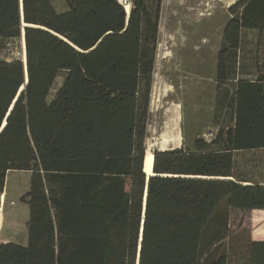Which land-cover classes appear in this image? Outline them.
<instances>
[{"label": "trees", "instance_id": "16d2710c", "mask_svg": "<svg viewBox=\"0 0 264 264\" xmlns=\"http://www.w3.org/2000/svg\"><path fill=\"white\" fill-rule=\"evenodd\" d=\"M63 1L0 0V49L24 32L26 60L0 55V195L7 172L30 174L27 242H0V264H264V242L231 222L264 215V74L235 78L264 0L228 7L216 80L235 82L218 106L231 120L194 151L154 150L148 177L162 0H128V15L118 0Z\"/></svg>", "mask_w": 264, "mask_h": 264}, {"label": "rangeland", "instance_id": "374dc122", "mask_svg": "<svg viewBox=\"0 0 264 264\" xmlns=\"http://www.w3.org/2000/svg\"><path fill=\"white\" fill-rule=\"evenodd\" d=\"M234 2L162 0L147 122L146 146L152 144V150L183 147L194 151L195 139L231 120L230 110L225 105L218 106L225 91L233 92L235 82L218 83L216 66L223 27L230 18L228 7ZM52 4L57 12L65 10L63 0H52ZM252 39L249 46L240 49L237 79L255 80L257 64L264 74V40L257 46ZM22 43L23 40L5 42L0 49L1 57L7 61H23ZM256 49L259 61L255 59ZM62 79V75L57 77L50 99ZM29 181L28 172L6 173L3 195H0V242H26L28 207L20 198L28 191ZM1 196H4L2 202ZM231 222H241L249 238L264 239V215L254 211L235 212Z\"/></svg>", "mask_w": 264, "mask_h": 264}, {"label": "crops", "instance_id": "0c3cea01", "mask_svg": "<svg viewBox=\"0 0 264 264\" xmlns=\"http://www.w3.org/2000/svg\"><path fill=\"white\" fill-rule=\"evenodd\" d=\"M237 0H235L236 2ZM234 2V3H235ZM233 3V4H234ZM251 37H253L252 41H254V43L256 44V41L258 39V33L256 31H246V32H243L242 33V40H241V45L244 47V46H249L251 44ZM260 43L261 41L264 40V32L260 35ZM2 204V203H1ZM1 209V207H0ZM26 224V223H25ZM25 237H26V242H27V233H26V227H25ZM25 237H23V241L25 239ZM253 241H256V242H264V239H252ZM5 242H8V241H5ZM25 242V244H26ZM25 244H22V245H25Z\"/></svg>", "mask_w": 264, "mask_h": 264}, {"label": "bare ground", "instance_id": "6f19581e", "mask_svg": "<svg viewBox=\"0 0 264 264\" xmlns=\"http://www.w3.org/2000/svg\"><path fill=\"white\" fill-rule=\"evenodd\" d=\"M124 6H125V8H126V11H130V7H129V5H128V3H126V2H121ZM21 40H22V37H21ZM23 44V43H22ZM24 56H25V53H24V51H23V60H24ZM174 134V133H173ZM152 148H153V146H152V144L151 145H148V146H146V152H145V155H146V158H145V163H144V171L148 174V175H150L151 174V169H152V159H153V157H152ZM3 201V196H1V202Z\"/></svg>", "mask_w": 264, "mask_h": 264}, {"label": "water", "instance_id": "95a60500", "mask_svg": "<svg viewBox=\"0 0 264 264\" xmlns=\"http://www.w3.org/2000/svg\"><path fill=\"white\" fill-rule=\"evenodd\" d=\"M124 2H127V0H124ZM128 5H129V4H128ZM129 7H130V5H129ZM124 10H125V13L128 15V14H129V11H126L125 6H124ZM22 40H23V44H24V32H23V34H22ZM24 50H25V46H24ZM23 63H24V65H25V63H26L25 56H24ZM154 150H161V149H153V150H152V157H153V151H154ZM165 150H166V149H165ZM145 158H146V155H145L144 160H143V172L145 173L146 177H148V176H151V175H152V169H151V174H150V175H148V174L144 171ZM152 164H153V159H152Z\"/></svg>", "mask_w": 264, "mask_h": 264}, {"label": "built area", "instance_id": "2783aa9c", "mask_svg": "<svg viewBox=\"0 0 264 264\" xmlns=\"http://www.w3.org/2000/svg\"><path fill=\"white\" fill-rule=\"evenodd\" d=\"M128 2V1H127ZM126 2V3H127ZM121 3V2H120ZM122 4V3H121ZM216 133H217V129H215V130H210V131H208L206 134H204L203 136H202V139L205 141V142H210L214 137H215V135H216Z\"/></svg>", "mask_w": 264, "mask_h": 264}]
</instances>
